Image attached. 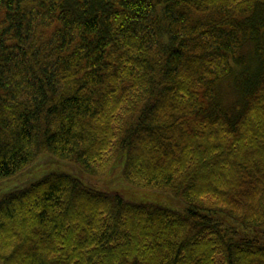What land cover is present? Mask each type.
I'll list each match as a JSON object with an SVG mask.
<instances>
[{"label":"trees","instance_id":"1","mask_svg":"<svg viewBox=\"0 0 264 264\" xmlns=\"http://www.w3.org/2000/svg\"><path fill=\"white\" fill-rule=\"evenodd\" d=\"M44 154L125 196L5 195L0 264H264V0H0V182Z\"/></svg>","mask_w":264,"mask_h":264},{"label":"rangeland","instance_id":"2","mask_svg":"<svg viewBox=\"0 0 264 264\" xmlns=\"http://www.w3.org/2000/svg\"><path fill=\"white\" fill-rule=\"evenodd\" d=\"M217 100L219 101L221 108L226 109L235 115L236 107L240 104V99L239 93L234 87V78H229L219 85ZM109 156L110 154L106 157ZM50 174H68L72 177L81 179L86 185L93 186L98 190L119 192L124 196L125 194L122 192L128 188V183L124 180L121 169L119 168H117L110 177L96 178L94 176L84 175L75 165L60 161L48 154H44L27 170L19 173L17 176L0 182V201L5 195L22 190ZM115 187H117V190L113 189ZM126 199L139 203H155L148 199L133 198L127 195ZM172 205V208L174 209L181 207L180 205ZM216 264H221L219 259L216 260Z\"/></svg>","mask_w":264,"mask_h":264}]
</instances>
